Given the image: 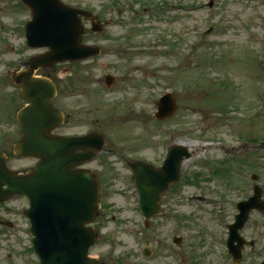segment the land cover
<instances>
[{
	"label": "rangeland",
	"instance_id": "1",
	"mask_svg": "<svg viewBox=\"0 0 264 264\" xmlns=\"http://www.w3.org/2000/svg\"><path fill=\"white\" fill-rule=\"evenodd\" d=\"M61 1L112 20L101 34L83 37L101 48L99 56L36 72H47L60 89L56 108L66 118L58 132L95 130L112 147V157L90 164L101 206L90 257L104 264H234L223 246L225 224L233 222L235 203L252 194L249 176L257 177L264 201V150L249 154L250 147L238 143L264 140V0H212L211 8L209 0ZM27 19L29 11L15 0H0V152L18 172L35 161L13 155L20 138L15 116L24 103L9 77L44 51L25 46ZM209 27L213 31L201 36ZM106 75L114 77L110 88ZM166 92L176 111L157 121L156 100ZM179 142L197 145L144 227L123 160L158 168L165 147ZM224 147H235V158L226 157ZM27 207L23 197L0 204V264H37L22 216ZM241 235L256 245L242 250L238 264H257L264 258V214L252 212ZM173 237H180L179 246Z\"/></svg>",
	"mask_w": 264,
	"mask_h": 264
},
{
	"label": "water",
	"instance_id": "2",
	"mask_svg": "<svg viewBox=\"0 0 264 264\" xmlns=\"http://www.w3.org/2000/svg\"><path fill=\"white\" fill-rule=\"evenodd\" d=\"M23 1L32 12V21L26 25L28 45L48 47L49 51L31 58L27 71L11 76L20 87L23 100L29 104L17 114L21 139L14 146V154L35 157L39 162L26 174H18L5 168L6 158L0 153V202L11 195H25L29 199L30 208L25 215L32 223L33 243L41 264H98L86 257L88 247L96 239L95 233L85 227L98 211L96 183L92 174L73 170V167L92 158L90 152L75 151L93 143L100 149L102 138L98 135L73 138L48 135L62 123L61 114L49 105L55 90L49 81L33 78L34 70L39 67L49 68L58 62H76L98 54V48L80 43L84 30L78 16L91 20L95 17L64 6L58 0ZM104 25L92 22L91 31H101ZM106 82L110 84L111 79L107 78ZM174 110L173 100L167 95L159 101L156 117L164 119ZM183 157H188L184 149L172 148L159 170L142 163L129 164L146 218L158 212L160 194L170 182L179 179ZM258 199L259 193L240 204L238 222L230 227L228 244L234 261H238L242 246L236 231L251 208L261 207ZM235 241L237 246L233 245Z\"/></svg>",
	"mask_w": 264,
	"mask_h": 264
},
{
	"label": "bare ground",
	"instance_id": "3",
	"mask_svg": "<svg viewBox=\"0 0 264 264\" xmlns=\"http://www.w3.org/2000/svg\"><path fill=\"white\" fill-rule=\"evenodd\" d=\"M179 144H180V145H183V146H186V145H187V144H184V143H182V142H179ZM186 147H187V146H186ZM192 147H195V146H192ZM192 147H190V148H192ZM188 148H189V147H188ZM185 163H186V161L183 162V166H184Z\"/></svg>",
	"mask_w": 264,
	"mask_h": 264
},
{
	"label": "flooded vegetation",
	"instance_id": "4",
	"mask_svg": "<svg viewBox=\"0 0 264 264\" xmlns=\"http://www.w3.org/2000/svg\"><path fill=\"white\" fill-rule=\"evenodd\" d=\"M244 228H245V227H244ZM244 228H243V229H244ZM252 238H254V237H252Z\"/></svg>",
	"mask_w": 264,
	"mask_h": 264
}]
</instances>
